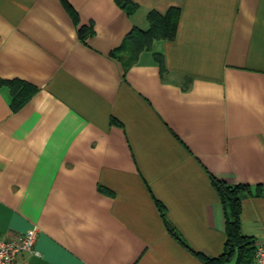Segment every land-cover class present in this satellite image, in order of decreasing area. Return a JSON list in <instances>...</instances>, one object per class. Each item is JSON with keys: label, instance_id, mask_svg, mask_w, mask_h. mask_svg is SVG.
I'll list each match as a JSON object with an SVG mask.
<instances>
[{"label": "crops", "instance_id": "0c3cea01", "mask_svg": "<svg viewBox=\"0 0 264 264\" xmlns=\"http://www.w3.org/2000/svg\"><path fill=\"white\" fill-rule=\"evenodd\" d=\"M0 79V235L40 227L17 264H205L170 226L222 254L213 178L264 238V0H0Z\"/></svg>", "mask_w": 264, "mask_h": 264}, {"label": "trees", "instance_id": "16d2710c", "mask_svg": "<svg viewBox=\"0 0 264 264\" xmlns=\"http://www.w3.org/2000/svg\"><path fill=\"white\" fill-rule=\"evenodd\" d=\"M150 17L153 27L146 36L149 42L162 36L169 38L175 36L176 25L179 17L178 11H172L168 17H164L156 13H152ZM160 60L162 68H164V59L161 58ZM21 83L22 82L19 81L14 82L0 79V84L10 86L12 93L16 98V107L19 106L17 99L19 97V87ZM34 91L35 88L33 86L24 89V92L27 94H32ZM213 184L219 192L221 200L226 208L227 215L228 239L222 254L217 257H208L191 248L189 244L183 240L175 228L170 226V230L183 245L198 255L205 264H225L227 261L234 258V256H237V260L240 264H253L256 241L243 234L241 217L243 198L246 194H252L250 185L245 183L229 184L216 178H213ZM159 205L163 215L165 216L164 206L161 203Z\"/></svg>", "mask_w": 264, "mask_h": 264}, {"label": "built area", "instance_id": "2783aa9c", "mask_svg": "<svg viewBox=\"0 0 264 264\" xmlns=\"http://www.w3.org/2000/svg\"><path fill=\"white\" fill-rule=\"evenodd\" d=\"M40 227L35 225L25 233L0 235V264H17L18 257L24 253H38L36 242ZM253 264H264V238L255 242Z\"/></svg>", "mask_w": 264, "mask_h": 264}]
</instances>
